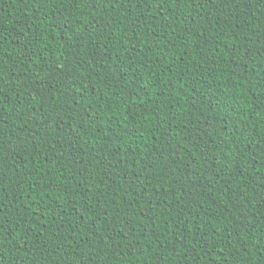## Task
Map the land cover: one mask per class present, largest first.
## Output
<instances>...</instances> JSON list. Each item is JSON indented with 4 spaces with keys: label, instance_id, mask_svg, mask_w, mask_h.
Returning <instances> with one entry per match:
<instances>
[{
    "label": "trees",
    "instance_id": "1",
    "mask_svg": "<svg viewBox=\"0 0 264 264\" xmlns=\"http://www.w3.org/2000/svg\"><path fill=\"white\" fill-rule=\"evenodd\" d=\"M0 264H264V0H0Z\"/></svg>",
    "mask_w": 264,
    "mask_h": 264
},
{
    "label": "snow or ice",
    "instance_id": "2",
    "mask_svg": "<svg viewBox=\"0 0 264 264\" xmlns=\"http://www.w3.org/2000/svg\"><path fill=\"white\" fill-rule=\"evenodd\" d=\"M9 242H11V241H9Z\"/></svg>",
    "mask_w": 264,
    "mask_h": 264
}]
</instances>
